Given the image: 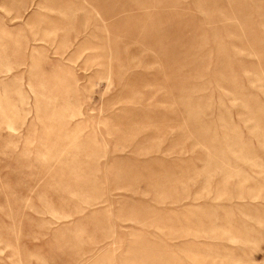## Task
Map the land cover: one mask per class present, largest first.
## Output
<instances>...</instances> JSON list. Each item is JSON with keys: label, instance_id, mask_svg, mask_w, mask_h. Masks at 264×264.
Returning <instances> with one entry per match:
<instances>
[{"label": "rangeland", "instance_id": "obj_1", "mask_svg": "<svg viewBox=\"0 0 264 264\" xmlns=\"http://www.w3.org/2000/svg\"><path fill=\"white\" fill-rule=\"evenodd\" d=\"M0 264H264V0H0Z\"/></svg>", "mask_w": 264, "mask_h": 264}]
</instances>
